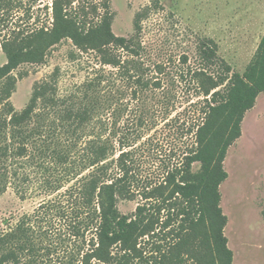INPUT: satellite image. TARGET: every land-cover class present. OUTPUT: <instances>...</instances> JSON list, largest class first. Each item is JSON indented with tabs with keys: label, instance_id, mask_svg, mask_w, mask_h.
Masks as SVG:
<instances>
[{
	"label": "trees",
	"instance_id": "1",
	"mask_svg": "<svg viewBox=\"0 0 264 264\" xmlns=\"http://www.w3.org/2000/svg\"><path fill=\"white\" fill-rule=\"evenodd\" d=\"M24 1L0 0V11ZM159 7L150 0L134 15L133 33L120 37L110 0H50L49 26L0 40V196L12 189L43 197L0 233V264H232L219 188L227 150L264 93V35L242 74L220 60L212 40L197 44L196 64L182 55L171 67L172 58L152 57L141 39ZM65 40L74 47L70 62L93 55L87 76L61 91L55 69L16 111L10 100L22 75L14 72L43 64ZM188 86L201 99L199 120L180 129L192 144L160 181L148 179L146 144L160 123L181 116L170 118ZM135 199L134 213L122 215L118 202Z\"/></svg>",
	"mask_w": 264,
	"mask_h": 264
},
{
	"label": "rangeland",
	"instance_id": "2",
	"mask_svg": "<svg viewBox=\"0 0 264 264\" xmlns=\"http://www.w3.org/2000/svg\"><path fill=\"white\" fill-rule=\"evenodd\" d=\"M160 7L142 23L141 39L152 57L178 65L183 55L188 64L198 62L196 46L202 40L217 45V55L233 72L242 74L253 58L264 35V0H158ZM0 11V40L11 30L31 28L37 24L49 26L50 14L46 6L50 0H25ZM150 0H110L114 20L112 32L128 37L133 33L134 15ZM74 51L70 41H62L48 54L43 64L20 66L14 75L18 78L11 103L21 111L29 101L32 86L55 69L59 70V88L67 90L81 82L95 64L93 55H83L75 62L68 56ZM89 62V63H87ZM170 62V61H169ZM6 63L0 54V65ZM197 90L184 87L178 90L180 100L176 121L160 123L146 144V178L160 181L165 169L179 164L182 154L192 144V133L180 129L199 120L201 100ZM227 179L220 185V206L227 218L224 236L232 252V264H264V93L248 111L241 124V137L227 150L223 163ZM195 164L193 170L197 171ZM43 197L30 195L20 198L12 189L0 196V233L15 225L24 214L30 213ZM139 199L119 201L122 215L131 216ZM147 241V239H146ZM149 256V245L142 243ZM186 264H192L191 261Z\"/></svg>",
	"mask_w": 264,
	"mask_h": 264
}]
</instances>
